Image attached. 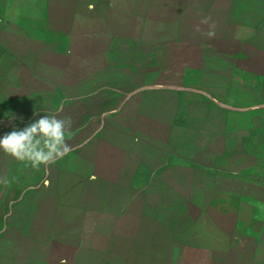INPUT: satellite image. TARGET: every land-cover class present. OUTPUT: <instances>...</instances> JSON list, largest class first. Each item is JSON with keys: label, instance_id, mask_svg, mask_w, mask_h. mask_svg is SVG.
<instances>
[{"label": "rangeland", "instance_id": "rangeland-1", "mask_svg": "<svg viewBox=\"0 0 264 264\" xmlns=\"http://www.w3.org/2000/svg\"><path fill=\"white\" fill-rule=\"evenodd\" d=\"M76 11L72 27L88 34L77 144L53 178L63 206L88 190L84 221L142 222L144 244L157 237L166 255L158 264H251L248 244L264 240V0H83ZM24 171L10 168L12 186Z\"/></svg>", "mask_w": 264, "mask_h": 264}, {"label": "crops", "instance_id": "crops-1", "mask_svg": "<svg viewBox=\"0 0 264 264\" xmlns=\"http://www.w3.org/2000/svg\"><path fill=\"white\" fill-rule=\"evenodd\" d=\"M82 1L0 0V137L23 129L43 115L65 116L72 121L74 117L75 121L74 130L71 127L65 134L66 141L71 147L77 144L79 39L88 33L80 32L72 23ZM57 37L69 38L70 44L58 46ZM91 84L92 88L83 95L94 91L93 81ZM62 97L66 104L61 101L57 107L55 99ZM160 120L163 118H157L158 123ZM72 162L71 159V166ZM16 165L24 168L25 176L12 186L15 181L8 178L9 170ZM63 165L59 160L36 170L30 162L0 151V264H158L159 259L165 262L166 255L160 253L157 237L145 240L144 244L142 222L127 226L119 220L112 227L108 219L107 226L100 228L91 219L84 221V212L91 210V191L87 190L70 209L64 207L63 196L53 186L55 168ZM111 175L103 179L109 182ZM10 184L15 192L13 197L7 190ZM111 230L118 232V257L111 251ZM127 231L134 238L128 240ZM248 245L254 246L251 264H264V240ZM68 248L70 254H64Z\"/></svg>", "mask_w": 264, "mask_h": 264}, {"label": "clouds", "instance_id": "clouds-1", "mask_svg": "<svg viewBox=\"0 0 264 264\" xmlns=\"http://www.w3.org/2000/svg\"><path fill=\"white\" fill-rule=\"evenodd\" d=\"M207 35L212 38L215 32L209 31ZM71 126V118L43 115L23 129H14L0 137V151L16 160L28 161L39 170L41 166L62 160L72 151L65 138Z\"/></svg>", "mask_w": 264, "mask_h": 264}]
</instances>
